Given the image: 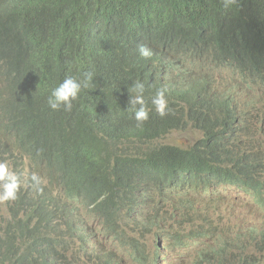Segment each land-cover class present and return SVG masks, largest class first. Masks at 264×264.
Here are the masks:
<instances>
[{"label": "trees", "instance_id": "obj_1", "mask_svg": "<svg viewBox=\"0 0 264 264\" xmlns=\"http://www.w3.org/2000/svg\"><path fill=\"white\" fill-rule=\"evenodd\" d=\"M140 45L151 50L150 59L139 55ZM86 72L93 73L92 87L72 111L48 107L52 88ZM135 81L144 83L149 104L158 89L166 90L171 112L157 123L166 135L202 137L166 146L139 172L132 160L116 175L104 170L96 180L99 198L85 164L63 169L62 195L54 186H33L3 218L0 264L9 257L15 264H46L40 252L54 240L75 248L69 264H79L81 253L91 264L122 262L130 246L142 248L139 235L130 237L118 220L126 213L140 215L144 239L149 230L189 232L210 242L199 264H224L222 251L232 243L222 249L213 241L217 234L209 215H200L202 203L171 193L187 173L191 190L256 187L242 179L232 158L246 166L255 158L247 151L249 132L264 117V0L227 6L225 0H0V155L10 152L16 171L26 157L32 168L44 163L43 148L55 145L75 160L93 149L100 155L132 145L137 132L128 107ZM142 182L148 195L138 199L133 194ZM89 212L99 214L100 228L87 226ZM102 236L113 242L105 245Z\"/></svg>", "mask_w": 264, "mask_h": 264}, {"label": "clouds", "instance_id": "obj_2", "mask_svg": "<svg viewBox=\"0 0 264 264\" xmlns=\"http://www.w3.org/2000/svg\"><path fill=\"white\" fill-rule=\"evenodd\" d=\"M230 2L231 0H225L226 6ZM139 55L142 58L150 59L152 52L145 45H140ZM92 80V72L83 73L82 76H66L61 83L51 89L47 97L48 107L54 111L61 109L66 112L72 111L74 102L79 100L81 93L85 89L92 87ZM151 88L152 92H155L154 87L151 86ZM133 91L135 92L134 95L132 94ZM144 91L145 85L141 81H135L132 89H129L130 106L128 110L134 114L132 123L137 132V137L134 139L132 145L126 143L119 149L108 153L103 152L100 155H95V149H93L83 153L80 160H75L71 153L62 145H55L47 149L43 148L44 163L41 162L32 168L29 157H26L24 167L18 171L15 170L11 153L7 150H1L0 229L3 218L7 219L11 217V207L20 199L21 194H29L33 186L44 189H49V187L54 186L56 192L62 195L64 190L60 180L62 179L63 169L65 168L73 169L81 164H85L88 185L99 198L96 180L104 170H109L115 174V171L122 164L132 160L134 161V171L139 172L143 169L144 165L152 164L159 160L166 152V146L176 144L174 137L178 134H183V132L174 131L173 134L168 136L157 125L161 117L169 115L171 112V109L168 107L169 100L166 96V90L163 88L158 89L155 95L151 97V104L146 101ZM257 123L259 122L256 121L251 126V130L255 128ZM259 124L264 135V117ZM199 134L201 135V133ZM251 138L253 142L251 145L249 144L247 151L256 155L251 163L246 166L232 158V163L239 171L242 179L244 181H251L256 186L250 192L246 193L240 190L243 187L240 183H222L213 187L198 186L195 190H191L190 184H192V181L187 178L176 183L173 187L175 191L171 193H182L185 197H189L188 199H195L202 203L200 206V215H209L207 223L210 225V230L214 234H217L213 237V241L217 242L222 249L225 248L226 242L232 243L228 253L225 254L222 251L224 264H264V222L261 224L256 221L244 222L235 232L223 235L226 230L239 222L236 217V212L227 213V211H233L237 208V202L229 205L222 202L221 195L225 190L237 189L241 197L242 194L244 195L242 199L247 200L248 203L264 214V151L261 152L254 137L251 136ZM198 140L176 145H189V143H196ZM28 165L30 169L32 168L35 171L30 177L34 183L29 188L24 184L25 181L20 174L30 170L27 171L26 167ZM146 186L142 182L140 187L137 186L138 192L133 195L139 197L138 199L147 197ZM222 186L225 187L221 189ZM209 188H213V190L208 191ZM142 190H144L143 193ZM218 197L221 201L217 199ZM5 202L8 203L6 204ZM7 206L10 210L3 212ZM86 209L87 207L84 210ZM159 212L162 216L166 217L164 210L161 209ZM92 214L97 213L89 212V220L86 221L87 226L94 229L100 228V216L93 221L90 218ZM186 214L191 215L193 211H188ZM138 217L140 215L135 214L132 219L129 213H126L118 220L125 227L130 237L139 235L140 239H142L140 241L142 248L130 246L129 250L132 252L131 255L128 253L126 257L122 255V262L115 264H126L129 257L132 258L134 264H160L161 259L165 256L166 261L170 257H179L181 259H192V264H199L202 251L206 249L210 242L189 232L187 234L179 233V231L170 232L171 229H165L166 232L149 230L150 234L144 239L140 235L141 224H138L136 221ZM178 225L180 224H176V226ZM100 241L107 246L113 242L106 241L103 239V236L100 238ZM74 254L75 248L73 246L54 240L45 243L42 252H40V258L46 264H69L70 262H74ZM79 258V264H91L88 254L81 253ZM5 264L15 263L13 258L9 257Z\"/></svg>", "mask_w": 264, "mask_h": 264}, {"label": "rangeland", "instance_id": "obj_3", "mask_svg": "<svg viewBox=\"0 0 264 264\" xmlns=\"http://www.w3.org/2000/svg\"><path fill=\"white\" fill-rule=\"evenodd\" d=\"M237 84V83H236ZM244 98H247L245 96ZM251 136L254 137V139L257 142V145L259 146V150L261 152L264 151V135L263 130L261 129V125L259 123L256 124L255 128H253L250 132ZM201 138V135L198 132L195 131H189L187 134H178L174 137V142L176 144L179 143H188V142H195ZM27 171L30 169V166L28 165ZM32 173H35V171L31 168L28 172L20 173L22 175V179L25 181V185L29 188L34 182L31 181L30 177ZM239 191L237 189H230L225 190L222 195V202L226 205H229L231 203L237 202V208L239 207V211L236 212V217L241 222H258L259 224L264 222V214L261 213L259 210H257L254 206H252L250 203L247 202V200L242 199L244 195L242 194V197L239 195ZM6 204L8 202H5ZM249 206V208H247ZM10 208L7 206L4 208L3 212L9 211ZM98 214H92L90 216L93 221L98 219ZM123 251V250H120ZM154 251V250H153ZM126 254H124V257H126ZM126 264H134L132 261V258H128V262ZM161 264V263H160ZM162 264H192V259H181L179 257H170L168 261H164Z\"/></svg>", "mask_w": 264, "mask_h": 264}, {"label": "bare ground", "instance_id": "obj_4", "mask_svg": "<svg viewBox=\"0 0 264 264\" xmlns=\"http://www.w3.org/2000/svg\"><path fill=\"white\" fill-rule=\"evenodd\" d=\"M126 174H127V173H126ZM188 176H189V173L186 174V179L188 178ZM143 177H144V176H143ZM224 187H225V186H222L221 189L224 188ZM210 190H213V188H209V189H208V191H210ZM142 192H144V190H142ZM247 208H249V206H248ZM237 211H239V207L236 208V209L233 210V211H227V213H234V212H237ZM226 218H227V217H226ZM73 223H74V222H73ZM77 223H78V222H77ZM243 223H244V222L239 221L236 225H234L233 227H231V228H229L228 230H226V231L223 233V235H227V234H230V233L235 232L236 230H238V229L243 225ZM211 257H213V254H212ZM164 261H166V256H165L164 258L161 259V264H162Z\"/></svg>", "mask_w": 264, "mask_h": 264}]
</instances>
